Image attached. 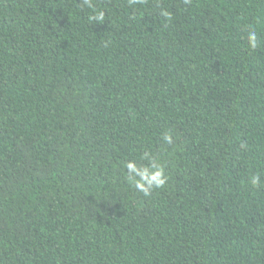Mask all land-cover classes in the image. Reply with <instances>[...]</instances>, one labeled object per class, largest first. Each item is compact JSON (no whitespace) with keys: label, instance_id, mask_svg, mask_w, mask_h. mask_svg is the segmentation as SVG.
<instances>
[{"label":"trees","instance_id":"trees-1","mask_svg":"<svg viewBox=\"0 0 264 264\" xmlns=\"http://www.w3.org/2000/svg\"><path fill=\"white\" fill-rule=\"evenodd\" d=\"M90 3L0 0V264H264V0Z\"/></svg>","mask_w":264,"mask_h":264},{"label":"clouds","instance_id":"clouds-1","mask_svg":"<svg viewBox=\"0 0 264 264\" xmlns=\"http://www.w3.org/2000/svg\"><path fill=\"white\" fill-rule=\"evenodd\" d=\"M85 3L89 7H91L90 0H85ZM103 18L104 15L102 12L98 13L94 17H90V19H95L97 21L103 20ZM247 39L251 48L255 49L258 45L256 32L249 31ZM164 140L167 143L171 144L172 143L171 135H165ZM145 159L149 160L148 165L138 167L135 162H128L126 167L131 173H133V175L129 177L130 182H132L135 185V188L138 191L142 192L145 196H148L154 189L163 187L167 181V177L164 173L163 167L155 159L150 158L148 154H145ZM251 184L253 186L258 185L259 177L252 176Z\"/></svg>","mask_w":264,"mask_h":264}]
</instances>
